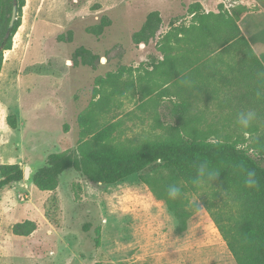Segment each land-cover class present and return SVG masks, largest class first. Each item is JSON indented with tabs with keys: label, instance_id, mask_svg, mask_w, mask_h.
Instances as JSON below:
<instances>
[{
	"label": "rangeland",
	"instance_id": "obj_1",
	"mask_svg": "<svg viewBox=\"0 0 264 264\" xmlns=\"http://www.w3.org/2000/svg\"><path fill=\"white\" fill-rule=\"evenodd\" d=\"M25 2L0 73V116L16 114L18 123L16 130L0 131L1 164L17 160L23 169H37L51 154L92 144L95 132L111 124L116 126L114 146L179 137L238 141L252 155L264 146V71L251 62V52L236 41L234 30L250 10L247 0ZM195 3L202 7L194 16L189 7ZM153 11L162 17L160 30L136 47L132 35ZM105 16L112 24L101 36L87 33ZM202 24L215 34L202 33ZM69 31L73 40L60 42L58 37ZM79 47L100 55V65L73 66ZM221 49L242 54L234 59L246 65L229 71L207 64L219 58ZM233 71L241 73L246 86L259 87L258 99L253 89L231 86L225 72ZM109 74L113 77L102 83ZM223 76L230 78L222 82ZM182 102L190 107L179 119L175 105ZM89 110L90 135L83 136L78 117ZM249 110L256 119L245 129L238 116ZM142 175L159 188L172 176L150 170L103 186L68 170L53 192L40 191L31 179L0 190V264H236L205 209L181 230ZM27 221L36 230L15 235L14 226Z\"/></svg>",
	"mask_w": 264,
	"mask_h": 264
},
{
	"label": "trees",
	"instance_id": "obj_2",
	"mask_svg": "<svg viewBox=\"0 0 264 264\" xmlns=\"http://www.w3.org/2000/svg\"><path fill=\"white\" fill-rule=\"evenodd\" d=\"M25 0H18V19L5 40L11 19L12 0H0V73L3 67L5 51L12 49L13 37L21 26L22 10ZM201 4L189 7V14L197 15ZM239 20V19H238ZM112 21L103 17L101 21L89 28L87 33L101 36ZM162 17L158 11L150 12L143 26L132 35L136 47L148 44L160 30ZM201 32L208 37L215 33L204 24ZM237 33L236 41L243 44L251 53V47L239 29L238 22L234 25ZM179 32L178 34H181ZM60 42H71L73 32L58 37ZM227 46L225 44L223 47ZM110 51L105 56L110 58ZM102 57L85 47H79L72 55L73 66H88L93 69L101 63ZM113 74L101 80L106 83ZM189 104L182 102L175 105L179 119L184 118ZM91 110L78 117L82 134L90 135L88 124L92 121ZM7 125L18 128L16 114L8 115ZM116 126L107 125L95 132L90 142H82L75 150L54 153L48 156L46 164L32 176V183L42 192H53L60 184V178L68 170H74L80 177L90 183L103 186L115 185L133 175L153 170L168 171L172 176L164 180L163 187H157L153 178L142 175V181L148 185L158 199L164 200L167 208L175 215L181 230H185L188 220L193 214L205 209L219 230L228 250L236 264H264V146L260 145L259 153L252 155L250 150L238 141L187 138H169L154 142H145L138 146L110 145L114 138ZM206 163L218 175L211 179L205 175V184L196 188L192 184L197 167ZM248 171L256 174L257 185L248 187L245 178ZM24 180V169L19 164L0 165V190L21 183ZM176 184L181 187V197L173 200L167 195L168 187ZM197 200L192 202L191 197ZM36 230L33 222L27 221L14 226L13 232L18 236H28ZM98 236L100 231L97 230ZM100 240H97L99 245ZM101 264V263H96Z\"/></svg>",
	"mask_w": 264,
	"mask_h": 264
},
{
	"label": "crops",
	"instance_id": "obj_3",
	"mask_svg": "<svg viewBox=\"0 0 264 264\" xmlns=\"http://www.w3.org/2000/svg\"><path fill=\"white\" fill-rule=\"evenodd\" d=\"M250 10L243 13L241 17L238 20V26L241 30V33L245 36L247 41L250 44L252 53L250 56L252 57L253 61L252 63H255L261 67V69L264 71V0H247L246 4ZM10 52V51H6ZM218 59H213L211 61H208L207 64L209 65H215L220 70L228 69L229 71L233 67H244L247 62H245L242 59H234L236 57H241L242 54L238 53L235 50H218L217 51ZM226 74H229L228 76H223L222 82H227L226 80H229V78L234 82L231 86L238 90H250L251 95L253 98L258 99L260 97V90L258 86L250 87L249 85L246 86L244 81L241 79V73L237 71L232 72H225ZM223 74V73H221ZM241 75V76H240ZM244 76V74H243ZM225 80V81H224ZM221 86L224 88H228L230 85L222 84ZM242 95V94H241ZM256 102V101H255ZM188 103V102H187ZM257 103V102H256ZM258 104H261L258 102ZM264 105V102L262 103ZM7 115L4 117L0 116V131H9V126L7 125L6 121ZM11 129V128H10ZM4 164H19L21 165L20 161L15 160L14 162L7 163L3 162ZM0 165L1 164L0 162Z\"/></svg>",
	"mask_w": 264,
	"mask_h": 264
},
{
	"label": "clouds",
	"instance_id": "obj_4",
	"mask_svg": "<svg viewBox=\"0 0 264 264\" xmlns=\"http://www.w3.org/2000/svg\"><path fill=\"white\" fill-rule=\"evenodd\" d=\"M255 119H256V113L254 111L249 110V111L241 112L238 116V124L242 126V128L246 129ZM205 175L209 176L211 179H214L218 175V173L211 170L206 163H201L197 167L196 176L193 178L192 184L196 188H201L205 184V180H204ZM245 184L248 187H255L257 185L256 174L254 171L247 172L245 178ZM167 195L170 199L173 200L181 197L182 195L181 187L176 184L170 185L167 190ZM200 208L202 209L203 207Z\"/></svg>",
	"mask_w": 264,
	"mask_h": 264
},
{
	"label": "water",
	"instance_id": "obj_5",
	"mask_svg": "<svg viewBox=\"0 0 264 264\" xmlns=\"http://www.w3.org/2000/svg\"><path fill=\"white\" fill-rule=\"evenodd\" d=\"M12 3H13L12 14H11L10 23H9V26H8V31H7V33L5 35V40H7V39L10 38V32L14 28L15 22L18 19V0H12ZM1 51H2V49L0 48V52ZM39 168H37V169L32 168V167H26V168H24V180L25 181H29L30 179H32L33 174Z\"/></svg>",
	"mask_w": 264,
	"mask_h": 264
}]
</instances>
